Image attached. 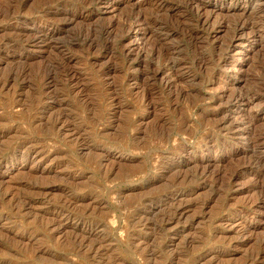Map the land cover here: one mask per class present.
<instances>
[{
  "label": "rangeland",
  "instance_id": "rangeland-1",
  "mask_svg": "<svg viewBox=\"0 0 264 264\" xmlns=\"http://www.w3.org/2000/svg\"><path fill=\"white\" fill-rule=\"evenodd\" d=\"M0 264H264V0H0Z\"/></svg>",
  "mask_w": 264,
  "mask_h": 264
},
{
  "label": "bare ground",
  "instance_id": "bare-ground-1",
  "mask_svg": "<svg viewBox=\"0 0 264 264\" xmlns=\"http://www.w3.org/2000/svg\"><path fill=\"white\" fill-rule=\"evenodd\" d=\"M48 18V17H47ZM46 20V19H45ZM258 24V23H257ZM256 25V24H255ZM260 26H262V25H260ZM243 27V26H242ZM239 28V27H238ZM260 28V27H259ZM252 30H254V29H252ZM253 32H255V33H257L256 31H253ZM258 34H259V32H258ZM47 35V34H46ZM255 35V34H254ZM223 51V50H222ZM226 51V50H225ZM253 133V132H252ZM256 139H257V137H256ZM258 163V162H257ZM175 185V184H174ZM66 199V198H65ZM69 200V199H68ZM68 202V201H67ZM61 204V203H60ZM66 204V203H65ZM68 205V204H67ZM144 204H142V206H143ZM60 207V206H59ZM66 207V206H65ZM71 209V208H70ZM173 215V214H172ZM163 222V221H162ZM75 242V241H74ZM74 242H72V244H74ZM83 242V241H82ZM81 241H79L78 243L80 244V245H82L83 243H82ZM102 242V241H101ZM85 243V242H84ZM94 243V244H93ZM91 245H90V250H91V252H96V253H99L100 251V247H101V245L99 244V242H97V243H95V242H93ZM76 244V243H75ZM74 244V245H75ZM87 249V248H86ZM104 250V249H103ZM152 252V251H151ZM100 256H101V254H99ZM250 258V257H249Z\"/></svg>",
  "mask_w": 264,
  "mask_h": 264
}]
</instances>
